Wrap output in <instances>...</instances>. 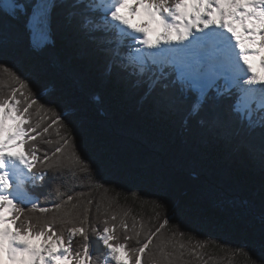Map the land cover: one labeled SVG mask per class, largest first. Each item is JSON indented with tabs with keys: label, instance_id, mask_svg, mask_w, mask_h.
<instances>
[{
	"label": "snow or ice",
	"instance_id": "1",
	"mask_svg": "<svg viewBox=\"0 0 264 264\" xmlns=\"http://www.w3.org/2000/svg\"><path fill=\"white\" fill-rule=\"evenodd\" d=\"M25 36L31 54L60 38L69 81L81 82L102 61L117 99L135 91L161 118L183 112L189 135L264 162V0H0V57L27 59ZM3 67L11 83L7 93L0 85V264H101L91 237L102 242V264H179L186 245L163 236L168 218L137 227L127 212L97 208L104 218L94 225L93 201L66 193L51 208L39 205L31 189L49 174L75 166L91 176L93 169L77 149L66 152L67 138L51 150L38 147V136L53 143L45 137L51 125L38 131L33 115L55 111L53 123L61 124L64 110L25 69ZM29 204L44 215H29Z\"/></svg>",
	"mask_w": 264,
	"mask_h": 264
},
{
	"label": "trees",
	"instance_id": "2",
	"mask_svg": "<svg viewBox=\"0 0 264 264\" xmlns=\"http://www.w3.org/2000/svg\"><path fill=\"white\" fill-rule=\"evenodd\" d=\"M54 39V45L31 54L25 36L27 59L0 57V85L5 93L11 81L3 66L13 71L23 68L43 88L42 95L60 102L64 110L61 124L53 123L55 111L45 109L33 115L41 125L38 131L51 125L45 137L53 143L45 144L38 136V147L51 150L67 138L66 152L77 149L93 169L91 176L75 166L63 175L49 174L41 186L31 189L39 196V205L51 208L62 203L60 193H66L76 195L81 204L93 201L94 225L97 218H104L97 208L101 213L105 208L110 213L127 212L128 223L135 220L137 227L143 223L154 229L168 218L163 236L186 245L184 263L179 264L264 261V216L260 212L264 162L259 154L215 146L206 137L189 135L183 112L161 118L147 110L135 91L117 99L102 61L93 64L81 82L69 81L61 71L63 43L58 36ZM33 65L39 67L34 71ZM81 192L83 196L78 195ZM161 201L167 211L158 206ZM27 208L34 218L44 215L30 204ZM53 215L51 211L47 214L49 219ZM78 244L79 239L73 242L74 247ZM90 244L102 264V242L91 237ZM193 248L195 253L188 254Z\"/></svg>",
	"mask_w": 264,
	"mask_h": 264
},
{
	"label": "rangeland",
	"instance_id": "3",
	"mask_svg": "<svg viewBox=\"0 0 264 264\" xmlns=\"http://www.w3.org/2000/svg\"><path fill=\"white\" fill-rule=\"evenodd\" d=\"M253 66L256 68L257 72H260L261 69L259 68L258 61L253 62ZM180 263H184L183 261H180Z\"/></svg>",
	"mask_w": 264,
	"mask_h": 264
}]
</instances>
